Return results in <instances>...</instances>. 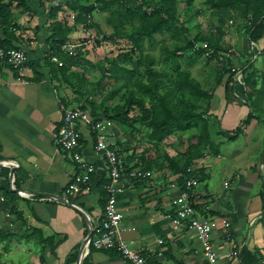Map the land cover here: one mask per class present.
<instances>
[{"label":"crops","instance_id":"0c3cea01","mask_svg":"<svg viewBox=\"0 0 264 264\" xmlns=\"http://www.w3.org/2000/svg\"><path fill=\"white\" fill-rule=\"evenodd\" d=\"M28 5L30 12L13 8L21 27L16 30L17 44L27 52L28 62L18 72L0 60V264H77L78 256L80 264H134L116 248L90 246L87 251L83 246L88 219L96 221L102 214L107 193L104 184L109 181L106 159L95 149L96 136L87 126L81 125L80 150L95 171L90 189L75 198L80 208L39 199L61 196L75 164L55 144L63 95L46 57L50 48L48 12L39 0H29ZM69 21L73 24L72 17ZM79 28L71 31L70 41L82 37L75 35ZM217 86L209 113L216 116L221 136H231L249 107L226 100L224 81ZM107 131L113 133L109 139L116 141L122 154L116 129L107 127ZM243 131L246 136L252 134L257 145L264 137V124L253 118ZM220 141L221 146L227 143L224 138ZM244 150L229 158L224 151L217 155L206 152L191 164L201 174L190 188L191 198L198 215L211 222L220 264H246L244 259L264 264L263 179L260 182L261 172L250 167L255 160L246 164L249 169L240 168ZM130 165L143 166L136 161ZM227 175L235 180L224 184ZM175 178L164 166L163 171L153 168L148 179H120L115 196L126 228L123 236L148 256L150 264H206L195 230L171 221L172 199L180 190ZM19 190L33 196H23ZM242 248L244 252L234 253Z\"/></svg>","mask_w":264,"mask_h":264},{"label":"trees","instance_id":"16d2710c","mask_svg":"<svg viewBox=\"0 0 264 264\" xmlns=\"http://www.w3.org/2000/svg\"><path fill=\"white\" fill-rule=\"evenodd\" d=\"M28 1L0 0V47L21 48L17 44L16 35V30L21 29V27L15 21L13 8L30 12ZM39 1L42 9L47 10L50 19L48 25L50 48L46 57L49 62L51 76L54 80H58L60 77L63 78L65 82L71 83L75 89L80 85L74 82L75 74L72 71L70 72L69 69L72 66H82L86 60L81 58V47L77 48L76 54H69L62 48V45L72 39L70 33L76 26L82 27L84 30H92V27L96 28L98 26L91 21L93 6L98 4L101 10L109 12L107 23L112 27L113 32L107 38L108 43H115V39L120 38L118 39L120 44H117V42L114 44L118 51L114 56L107 57L109 66L105 71L111 77L123 80L120 87L132 86L129 92L130 101L127 103L129 107L136 105L139 108L140 114L135 118L141 120L149 128L150 145L154 147L155 151H158L164 140L168 139L175 130L198 129L197 132H192L188 136H180L183 149L177 155L171 156L165 150L162 156L147 159L146 152H142L140 154V163L143 165L141 168L152 172L153 168H162L163 171L164 166H166L168 170L176 174L175 183L180 185L181 189H186L190 193L192 184L188 187L187 181L191 178H195V181L196 178H201V174L194 171L191 164L197 158L204 156L206 152L213 155L218 153L217 147L214 146V141H216L214 138L221 137L218 132L220 126L217 123L216 116L209 113L214 90L203 89L200 82L187 69L177 70L169 83L165 84L164 77L167 76V73L158 71L154 67V57L150 52L144 53L143 46L145 41L149 45H153L156 40V33L167 35L168 38L173 39L182 37L187 31L185 23L194 14H198L200 9L193 14L184 13L185 17H183L182 12L178 9V0ZM45 1H51L52 4L46 5ZM193 1L186 0L185 10L190 8ZM199 1L201 4H206L211 13L217 16L219 24L213 29L210 27L208 33H200L192 39H187L186 45L182 49L189 54L187 55L189 60L191 56H203L204 48L199 45L201 42L206 41L208 47L213 49L211 55L206 58L211 59L213 57L222 62L230 63L229 66H224L219 70L216 83L221 84L224 81V95L227 101L237 100L249 107L248 114L232 130L235 136L242 133L243 126L247 125L253 118L264 123V114H262V108L259 107L260 101L264 97V74H261V80L259 81L258 69L251 68L254 61L250 57L241 67L233 65L231 57L234 56V52L231 53V56H228V47H222L223 26L228 19L232 22L236 21L238 25H241L247 42L251 45L257 44L264 37V0ZM63 5L72 14V26H69L67 20L56 18L58 10ZM91 37L94 42L95 37L92 34ZM88 40L90 41V39ZM100 42L106 41L100 40ZM171 53L175 55L174 50ZM53 57H56V60H53ZM53 61L60 64L58 69L53 67ZM127 61H130L129 66L124 65ZM239 69H242L243 82L234 79V74ZM226 76L227 78H225ZM117 91L118 88L111 92L109 97H112ZM62 103L65 106H70L64 97ZM92 105L84 104L77 107L90 109L91 113L98 117L95 114L96 107ZM123 158L128 168L138 167L130 165L131 162L126 157ZM262 178L264 188V176ZM138 179L136 178V180ZM193 205L197 210L198 207L194 201ZM240 252H244L243 248ZM244 262L251 264L245 259Z\"/></svg>","mask_w":264,"mask_h":264},{"label":"rangeland","instance_id":"374dc122","mask_svg":"<svg viewBox=\"0 0 264 264\" xmlns=\"http://www.w3.org/2000/svg\"><path fill=\"white\" fill-rule=\"evenodd\" d=\"M45 4L51 5L52 2L45 1ZM185 6L186 0H178V9L182 12L183 17H185L184 13L193 14L196 10L200 9L198 14H194L185 23L187 27L186 33L178 39L168 38L167 35L156 33L155 43L149 45L145 41L143 51L144 53L150 52L152 54L155 59L154 67L158 71H165L167 73V76L164 77L165 84L169 83V80L177 70L187 69L200 82L203 89L213 91L218 89V84L216 83L217 73L224 66H229L230 63L222 62L213 57L208 59L204 56H191L189 60L187 58L189 54L182 47L186 45L187 39H192L200 33H208L210 27L212 29L217 27L219 20L217 16L211 13L210 8L206 7V4H201L199 0H194L189 9L185 10ZM92 9L93 17L91 21L98 26L96 28L92 27V30H84L80 27L76 30L77 33H75L77 38L80 35L82 36L76 39L82 42V45H80L82 48L80 50L81 58L86 61L82 66H72L69 69L70 72L72 71L75 74L74 82L79 83L80 86L75 89L71 83L65 82L60 77L58 80H54L60 85V92L72 107L93 104L92 106L96 107L95 114L104 118L108 128L113 127L116 129L118 133V146L122 154L130 162H140V154L142 152H146L145 156L147 159L162 156L165 150L171 156L177 155L183 149L180 136H188L192 132H197L198 129L186 131L175 130L168 139L164 140L160 150L155 151L154 147L150 145V138L148 137L149 128L141 120L135 118L140 114L139 108L136 105L129 107L127 103L130 101L129 92L132 86L120 87L123 80L115 79L105 71L107 66H109L107 57L114 56L118 51V48L114 44L116 42L120 44L118 40L120 38L115 39V43H108L109 40L107 38L113 32L112 27L107 23L109 12L101 10L98 4L93 6ZM57 14L59 19L67 20L69 25H72L71 21H69L70 17H72L71 12L64 5ZM223 30L224 36L221 39L222 47H228V49L234 47L233 49L235 50V53H233L234 56L231 57L233 65L241 67L249 57L252 58L254 64L251 68L258 69L257 74L260 81L261 74H264V37L257 44H249L243 34L241 25L229 19L224 23ZM91 34L95 37L94 42L92 41ZM100 40L106 41L107 43H102ZM172 50L175 51V55L171 53ZM52 63H54L53 67L55 69H58V66H60V64L54 61ZM124 65L129 66L130 61H127ZM116 88H118V91L112 97H109V94L116 90ZM259 107L262 108V114H264V97H262ZM243 132L235 136L226 135L224 137L214 138L216 140L214 141V146L217 147L218 153L219 151H224L225 154L228 153V158L237 154L241 148H245L243 152L244 159L242 160L243 163L240 168L249 169L246 167V164L255 160V163L250 166L252 171L261 172V176H264V139L261 137L258 140V144L255 145L254 136L252 134L246 136ZM222 138H224L223 143L227 142L223 146L220 145L221 141L218 140ZM229 176L227 175L228 178H225L224 184L228 183L232 178L235 180V176L231 178ZM262 179H259V181L262 182Z\"/></svg>","mask_w":264,"mask_h":264},{"label":"built area","instance_id":"2783aa9c","mask_svg":"<svg viewBox=\"0 0 264 264\" xmlns=\"http://www.w3.org/2000/svg\"><path fill=\"white\" fill-rule=\"evenodd\" d=\"M95 1V0H93ZM84 43V42H83ZM82 45L79 41H67L62 48L69 54H76L78 47ZM203 50V56L208 57L213 52L208 47V43L203 41L199 45ZM235 50L229 48L227 55ZM0 60L8 64L12 69L21 72L29 60L28 54L23 48H3L0 47ZM56 60V57H53ZM61 63V62H60ZM234 79L243 82L242 69L234 74ZM61 119L56 129V146L68 152L69 157L75 164V170L69 184L65 187L63 194L58 196H40V200H52L58 202H67L73 207L80 208L75 202V198L90 189L91 178L95 171V166L81 152V125L87 126L95 134V149L100 151L106 159L109 181L104 184L107 191L106 201L100 218L96 221L90 220L88 225V234L85 238L84 246L88 248H116L125 258L134 264H150L148 256L142 250L131 246L124 238L125 227L122 225V213L116 205L115 191L117 183L122 177L132 179L145 178L151 175V171L144 170L141 167L128 168L125 159L117 148L116 141L110 137L113 133L107 131V123L102 117L94 116L90 109H81L79 107L61 105ZM195 182V178L187 181V186ZM175 183H173L174 185ZM13 185V184H12ZM187 187V188H188ZM21 195L32 197V193L18 191ZM171 221L176 226H186L195 230L198 240L201 242L206 264H220L216 249L211 238V222L209 219L198 215L190 198V193L186 189L179 190L178 194L172 199ZM226 226L229 222L225 221ZM228 233V237H229ZM239 250L234 253L239 254Z\"/></svg>","mask_w":264,"mask_h":264},{"label":"water","instance_id":"95a60500","mask_svg":"<svg viewBox=\"0 0 264 264\" xmlns=\"http://www.w3.org/2000/svg\"><path fill=\"white\" fill-rule=\"evenodd\" d=\"M11 172H13V169H11ZM17 190V189H16ZM58 197H60V196H58ZM63 203H65V204H68L67 202H63ZM88 234V233H87ZM86 237H87V235H86ZM85 237V238H86ZM84 242H85V239H84ZM84 242H83V246H84ZM82 251V250H81ZM77 264H80V261H79V256H78V258H77V262H76Z\"/></svg>","mask_w":264,"mask_h":264}]
</instances>
